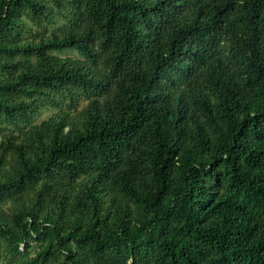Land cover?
I'll return each instance as SVG.
<instances>
[{"label":"trees","instance_id":"trees-1","mask_svg":"<svg viewBox=\"0 0 264 264\" xmlns=\"http://www.w3.org/2000/svg\"><path fill=\"white\" fill-rule=\"evenodd\" d=\"M0 264H264V0H0Z\"/></svg>","mask_w":264,"mask_h":264},{"label":"rangeland","instance_id":"rangeland-1","mask_svg":"<svg viewBox=\"0 0 264 264\" xmlns=\"http://www.w3.org/2000/svg\"><path fill=\"white\" fill-rule=\"evenodd\" d=\"M61 55H71V56H78V52L75 49H69L67 51L60 52ZM53 112L52 107H44L38 113L34 114L31 122L36 123L48 116H50Z\"/></svg>","mask_w":264,"mask_h":264}]
</instances>
